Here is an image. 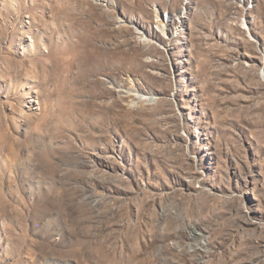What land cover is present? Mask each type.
Returning <instances> with one entry per match:
<instances>
[{"label":"rangeland","instance_id":"obj_1","mask_svg":"<svg viewBox=\"0 0 264 264\" xmlns=\"http://www.w3.org/2000/svg\"><path fill=\"white\" fill-rule=\"evenodd\" d=\"M0 264H264V0H0Z\"/></svg>","mask_w":264,"mask_h":264},{"label":"bare ground","instance_id":"obj_2","mask_svg":"<svg viewBox=\"0 0 264 264\" xmlns=\"http://www.w3.org/2000/svg\"><path fill=\"white\" fill-rule=\"evenodd\" d=\"M82 40V39H81ZM79 41V40H78ZM80 42V41H79ZM86 43V42H85ZM75 45V44H74ZM57 46V45H56ZM64 50V49H63ZM144 97V95H140V99H142Z\"/></svg>","mask_w":264,"mask_h":264}]
</instances>
